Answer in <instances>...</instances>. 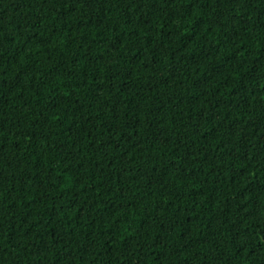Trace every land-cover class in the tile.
Returning a JSON list of instances; mask_svg holds the SVG:
<instances>
[{
    "label": "trees",
    "instance_id": "16d2710c",
    "mask_svg": "<svg viewBox=\"0 0 264 264\" xmlns=\"http://www.w3.org/2000/svg\"><path fill=\"white\" fill-rule=\"evenodd\" d=\"M0 264H264V0H0Z\"/></svg>",
    "mask_w": 264,
    "mask_h": 264
}]
</instances>
